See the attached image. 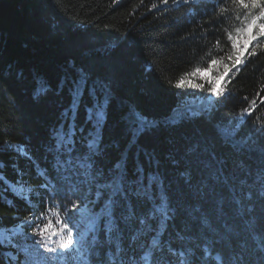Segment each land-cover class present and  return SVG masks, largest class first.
Wrapping results in <instances>:
<instances>
[{"label": "trees", "instance_id": "trees-1", "mask_svg": "<svg viewBox=\"0 0 264 264\" xmlns=\"http://www.w3.org/2000/svg\"><path fill=\"white\" fill-rule=\"evenodd\" d=\"M242 17L233 0H0V228L45 211L50 198L40 186L49 176L63 193L56 197L62 216L65 205L79 199L80 231L88 199L89 208L103 214L96 182L91 188L82 177L65 182L55 170V138L67 131L65 111L78 87L84 102L76 123L83 132L77 131L74 156L87 155L92 126L85 106L98 102L107 113L99 183L111 178L122 153L130 171L139 149L158 161L140 154L147 196L131 201L134 218L123 223L119 239L93 249L95 258L105 264H142L147 256L150 264H264V38L249 45L239 72L228 73L231 82L219 101L207 94L208 84L205 91L177 87L183 74L213 58L230 64L226 32L235 35ZM256 43L262 47L249 56ZM252 100L251 115L241 119ZM139 117L155 127L137 134ZM152 173L160 176L156 185ZM21 183L28 200L16 192ZM52 224L59 228L55 217ZM31 232L25 227L10 242L0 241V264L7 257L15 264H81L75 255L46 259L55 254L37 247Z\"/></svg>", "mask_w": 264, "mask_h": 264}, {"label": "snow or ice", "instance_id": "snow-or-ice-1", "mask_svg": "<svg viewBox=\"0 0 264 264\" xmlns=\"http://www.w3.org/2000/svg\"><path fill=\"white\" fill-rule=\"evenodd\" d=\"M167 3L168 0H162ZM185 3L190 0H184ZM233 3L238 5L243 10L242 26L234 29L235 35L232 32H226V37L230 43V52L227 54V61L223 63V58L220 60L213 58L210 65L206 68H195L193 71L183 74L177 81V87H184L199 91H205V83L209 85L207 94L214 97L217 101L225 95L227 89L225 85L231 80H225L232 68L240 65L244 53L248 51L249 45L260 38H264V0H233ZM155 7V5H154ZM226 11V9H224ZM237 20H241V16L237 15ZM219 44V41H217ZM259 43L255 44L249 56L256 55V48H261ZM222 64V70L217 66ZM217 70L218 74L211 75L213 70ZM199 78L197 80L193 79ZM72 102L70 108L65 111L67 121V131L61 129L55 138V150L60 157L56 160L55 170L58 174H64L65 182H72L74 179L83 178L81 183H86L89 188L93 187L94 182L100 189L98 195L105 197L103 214H97L89 208L92 203L88 199L84 204L83 211L80 215L87 216V225L83 231H80V225L75 222L77 208L79 207V199L71 201V207L65 205L64 215L62 216L59 208L60 205L56 200L58 194H63L58 182L53 181L49 176V181H45L40 187L44 189L50 198V204L44 212L38 216L26 217L15 226V232L8 233L0 231V241L13 239L16 235L24 234L25 227L31 228L30 235L34 238V244L43 248L46 253L55 255L46 257L48 260H67L75 255L79 258L81 264H105L102 259L95 258L93 249L101 246V244L111 243L114 239H119L123 232V223L131 221L135 216V211L131 206L133 199L139 200L147 196L148 185L140 180V176L144 173L143 164L139 161V156L143 153L145 160H154L152 154L146 149H139L135 156V168L129 170L127 153H122L118 160L109 171L112 173L111 178L107 183H99L98 178L104 175V172L97 168V162L103 155L105 148L103 146V129L107 120V113L103 105L94 102L91 106H85L86 122L90 123L92 128L89 131L88 139L85 144L87 155L74 156L76 134L77 131L83 132V128H77V116L83 101V92L78 87H73ZM252 100L249 107L241 111V119L245 114L251 115L253 111L252 105L255 104ZM264 103V100L261 101ZM155 127L153 121L147 117H139L136 125L137 134H143L146 130ZM47 175V171H45ZM188 177L187 173H182ZM190 179V177H188ZM150 179L153 185H156L160 176L158 173L150 174ZM21 199L28 200V195L24 194V185L19 184ZM55 217L59 228H53L52 218ZM77 229L74 234L73 229ZM103 233L106 239H102L97 233ZM66 233V235H65ZM76 236L79 238L77 239ZM90 236V238H89ZM52 237L57 239L52 240ZM156 242L154 241V244ZM54 245V246H53ZM7 264H15L11 257L6 258Z\"/></svg>", "mask_w": 264, "mask_h": 264}, {"label": "rangeland", "instance_id": "rangeland-1", "mask_svg": "<svg viewBox=\"0 0 264 264\" xmlns=\"http://www.w3.org/2000/svg\"><path fill=\"white\" fill-rule=\"evenodd\" d=\"M222 64H220V65H218L217 66V68L218 69H220V70H222ZM218 74V72H217V70H213L212 71V73H211V75H213V76H215V75H217ZM193 79H195V80H197L198 82H200L199 81V78L198 77H195V78H193ZM205 84H207V83H205ZM12 185V184H11ZM12 187L13 188H17L16 186H14V185H12ZM28 191H29V188H28V186L27 185H24V193L26 194V193H28ZM16 192L17 193H19V194H21V192L19 191V186H18V188L16 189ZM0 231H5V232H8V233H13V232H15V228H13V227H10L9 229H6V228H0ZM11 240V239H10ZM10 240H5V242H10ZM10 252V254L12 255V256H15V254H14V252L13 251H9Z\"/></svg>", "mask_w": 264, "mask_h": 264}]
</instances>
